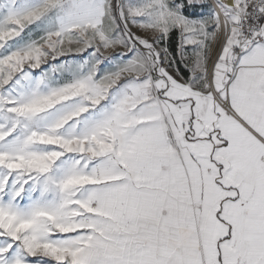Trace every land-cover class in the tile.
Masks as SVG:
<instances>
[{
	"label": "snow or ice",
	"instance_id": "obj_1",
	"mask_svg": "<svg viewBox=\"0 0 264 264\" xmlns=\"http://www.w3.org/2000/svg\"><path fill=\"white\" fill-rule=\"evenodd\" d=\"M0 264H264V0H0Z\"/></svg>",
	"mask_w": 264,
	"mask_h": 264
}]
</instances>
